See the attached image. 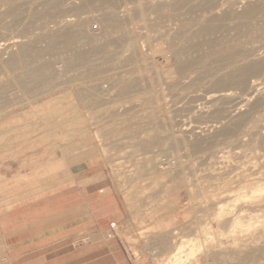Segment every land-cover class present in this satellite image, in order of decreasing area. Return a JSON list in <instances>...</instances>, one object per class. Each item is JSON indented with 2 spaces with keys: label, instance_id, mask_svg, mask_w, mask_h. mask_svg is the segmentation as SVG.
<instances>
[{
  "label": "rangeland",
  "instance_id": "rangeland-1",
  "mask_svg": "<svg viewBox=\"0 0 264 264\" xmlns=\"http://www.w3.org/2000/svg\"><path fill=\"white\" fill-rule=\"evenodd\" d=\"M170 1L0 0V185L16 180L19 197L48 201L51 222L72 199L98 197L132 264H264V69L220 91L202 76L223 57L264 58V0L211 11ZM254 4L259 14L240 17ZM201 24L217 29L194 34ZM64 29L72 45L50 47ZM113 39L124 42L114 56ZM95 44L106 53L63 62ZM207 52L194 71L177 69ZM33 68L51 79L21 86ZM237 117L236 132L220 133Z\"/></svg>",
  "mask_w": 264,
  "mask_h": 264
},
{
  "label": "crops",
  "instance_id": "crops-1",
  "mask_svg": "<svg viewBox=\"0 0 264 264\" xmlns=\"http://www.w3.org/2000/svg\"><path fill=\"white\" fill-rule=\"evenodd\" d=\"M16 183L9 191L0 185V264H132L111 214L99 215L98 197L72 199L64 217L51 222L48 201L19 197Z\"/></svg>",
  "mask_w": 264,
  "mask_h": 264
},
{
  "label": "bare ground",
  "instance_id": "bare-ground-1",
  "mask_svg": "<svg viewBox=\"0 0 264 264\" xmlns=\"http://www.w3.org/2000/svg\"><path fill=\"white\" fill-rule=\"evenodd\" d=\"M105 1L107 2V0H105ZM109 1L110 0H108V2ZM188 1L189 0H171L167 4V6L169 8H171V9H176L177 10L179 7L182 8L181 6L183 4H185L186 2L187 3H191L190 2L191 0L189 2ZM91 3H92V1H91ZM97 3L100 4V5H103V2L100 3V1H98ZM193 4H195L194 5L195 8L198 7L199 9H203L202 11H204V10H210L211 11L213 8L216 7V0H198L195 3L193 2ZM43 5L45 6V7L43 6V8H45V13L46 14H48V15H54V14H56L57 7H58V2L57 1H55V2H46ZM107 5H109V4L107 3ZM113 6H115V5L113 4ZM156 7H157L158 12H162L163 11V8H164V5L163 4H159V5H156ZM183 7L187 8L186 6H183ZM189 7L190 6H188V8ZM191 7H192V5H191ZM185 8H182V9H185ZM261 8L262 7L259 6L258 4L257 5L256 4L249 5V6L245 7V9L243 10V12L240 15V17L252 18L256 14H259L260 13V11L262 10ZM157 10H155V11H157ZM58 12L59 11H57V13ZM184 12H187V11L184 10ZM189 12H190V10H189ZM45 13L43 12L44 16L46 17ZM198 13H199V11H198ZM204 15H205V13L203 14V16ZM38 16L40 17V15H37L36 17L35 16L34 17L37 18ZM55 16L57 17L58 15H55ZM203 16H199V17H202V19L204 20ZM222 16L223 15L221 14V16H219V17L222 18ZM105 17H107V16H105ZM196 17L199 18L198 16H196ZM216 17H218V16H215V18ZM40 19L41 20L43 19L42 18V15H41ZM104 19H106V18H104ZM107 19H110L111 20L110 17L109 18L107 17ZM173 19L179 20V18H173ZM184 19H187V18H184ZM193 19L194 18H191L192 21H194ZM212 19H214V17L213 18L210 17V19H208V21L209 20H212ZM46 20L47 19H44L42 21H46ZM113 20L115 21V19H113ZM187 20L189 21V18ZM198 20H196V21H198ZM180 21H182V20L180 19ZM200 21H201V18H200ZM115 26H116L115 24H112L111 25L112 28H116ZM216 29H217V27L214 26V25H211V24H204V25H202L201 24L199 27H197V29H195L194 34H196V35H211L212 33H214V31ZM48 37H49V46L50 47L58 46V47H62V48H68L69 46L72 45V43H73L72 41L74 40L73 38L76 37V36H75V34H72L70 31L64 29V30H56L53 34H51ZM115 40L113 39L109 43L110 46H112V51H110V53L113 56H114L115 53L118 52V48L124 43V42H122V44H120V43H117ZM210 40L212 42H215L216 41L214 38L213 39L210 38ZM221 40H222V38H221ZM223 40H225V39H223ZM223 40H222V42H223ZM216 43L218 44V40L216 41ZM47 48H49V47H47ZM49 50H50V48H49ZM176 51H177V49H176ZM181 51H184V50L182 49ZM103 53L104 54L106 53V46L104 44H95L88 51H85V52H82V51L76 52L75 54L72 55V57H69L67 59V61H63V62H66L67 65H69V66L70 65L77 66V65H81V64L86 63L89 60V57L88 56H90V55H102ZM176 53L177 52H175L174 54L177 56L178 53L180 54L182 52H180L178 50V53L177 54ZM238 53H236V54H238ZM212 54H213L212 52H207V53L202 54L198 58H194L193 60L190 58V59L185 60L182 63H179L180 61H178V64H176V67L178 66L177 69L179 70V72H185V71H188L189 72V70L192 72V70H193L192 68H193V66L195 64H196V66H194V68L197 67V63H199L200 65H202L203 63H206L207 61H209V60L206 61V59L210 55H212ZM238 55L236 57H238ZM242 56H244V55H242ZM239 57H240V55H239ZM177 58H178V56H177ZM221 58H220V61L223 59L221 61L222 63L218 62V60H217L218 63L214 67H207V63H208L207 62L205 64L206 66L204 65L205 66V69L202 72V76L203 77H212L213 78V80H212V86L215 89L219 90V91L220 90L227 89V88H230V87L232 88V87L237 86V85H242V84H244L246 82V80H247L248 77H250V76H252L254 74H257V73L261 72L262 69H264V58H261V59H258V60H256V59L253 60L252 59V61H249L248 60L249 61V62L247 61L248 63L247 62L246 63H239L241 61H244L245 58H247L246 55H245V57H240L242 59L233 58V56H231V58L228 59V60H225L224 57L222 59ZM12 60H14V59L12 58V55H11L5 61H3V64L6 65V66H8V67H11L12 66V63H13ZM204 61H206V62H204ZM210 62H212V60ZM15 79H16V81L18 83H20L21 86L27 87V86H32V85H38L39 83H41L43 81L44 82L45 81H48L51 78H50L49 75L43 74L41 70L33 68L30 71H27V72L25 71V73L20 74ZM129 86H130L129 84L122 85L123 88H128ZM214 101H215V99H213V100H211V101H209L207 103L213 104L212 102H214ZM0 107H2V98H0ZM217 117H219V115H216V118ZM231 124L232 125H229V126L228 125L227 126H222V128L219 130L220 133H234V132H236L239 129V127H240L241 117H237V118L233 119V122ZM262 139H263V144H264V135L262 136Z\"/></svg>",
  "mask_w": 264,
  "mask_h": 264
}]
</instances>
